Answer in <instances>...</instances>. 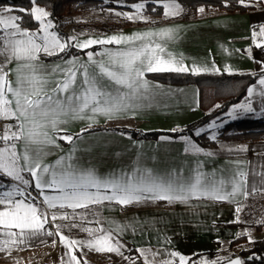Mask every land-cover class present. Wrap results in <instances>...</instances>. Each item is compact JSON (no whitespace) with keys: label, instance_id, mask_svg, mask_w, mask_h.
<instances>
[{"label":"snow or ice","instance_id":"snow-or-ice-1","mask_svg":"<svg viewBox=\"0 0 264 264\" xmlns=\"http://www.w3.org/2000/svg\"><path fill=\"white\" fill-rule=\"evenodd\" d=\"M117 2L134 11L114 14L132 22H152L143 14L149 2L154 5L153 11L162 8L164 18H173L183 12L177 0H144L130 5L125 0ZM252 2L255 0L248 4L245 0H238L246 7ZM258 2L264 3V0ZM32 3L34 6L30 11H18L38 22L36 30L22 28L21 17L8 15L17 9L0 7V57L3 58L0 62V183H7V188L0 190V253L10 255L13 249L30 247L33 240L43 243L42 237L59 235L64 249L60 264H81L77 252H82L83 248L98 253H115L130 264H243L239 258L217 255L209 260L199 253L190 257L164 246L155 250L151 247L136 249V258L125 256L127 245L122 236L130 228L135 229L130 224L101 219L97 209L105 204L126 207L162 201L187 205L207 200L235 204L237 215L232 222H240L239 213L246 204L237 198L243 197L246 201L264 191V171L252 173L254 178L250 183V173L243 170L241 161L231 162L224 169L205 172L202 162L197 160L195 168L186 173L183 169L148 168L138 159L129 169L100 175L94 168L80 163L75 147L52 163L44 162L53 154V149L60 148L58 140L74 145L92 127L97 116L111 120L152 107L160 94V86L148 81L146 73L199 75L219 73L220 69L214 63L211 68L195 63L189 66L184 63L182 54L177 57L168 51V44L178 38L177 28L147 29L83 40L77 35L63 38L54 30L53 22L47 19L50 14L45 8L35 6L36 0ZM198 11L203 13L204 8L200 7ZM251 37L253 40L257 37L264 39V28L253 31ZM97 45L103 47L99 52L87 51L83 61L70 57L62 64L49 66L41 59L42 56H60L73 47L83 51ZM262 46L256 44L258 48ZM13 63L15 67L5 71ZM224 71L231 74L228 66ZM254 98H259L264 105V68L256 83L247 87L245 100L232 105L228 115L236 119L239 114L254 113ZM69 119L88 120V129H81L74 138L64 127ZM215 125L216 121H213L209 127ZM200 131L203 129L197 135ZM215 138V135L211 137ZM182 139L186 141L185 153L204 152L189 138ZM228 150L247 149L242 146ZM257 176L258 180L255 179ZM33 187L38 196L29 191ZM66 209L74 213L77 209L83 210L77 213L80 223L71 226L87 233V239L64 235L60 225L55 226V232L46 228L47 224L57 220V211L61 212L60 219L69 220ZM258 223H264V220ZM84 224L96 226H81ZM244 235L252 242L247 232L238 233L237 238ZM51 243L55 246L57 242L52 240ZM170 243V239L165 238L164 244ZM197 256L198 259L193 258Z\"/></svg>","mask_w":264,"mask_h":264},{"label":"crops","instance_id":"crops-1","mask_svg":"<svg viewBox=\"0 0 264 264\" xmlns=\"http://www.w3.org/2000/svg\"><path fill=\"white\" fill-rule=\"evenodd\" d=\"M257 1L253 2L256 8L246 12L204 9L200 16L194 18L173 17L157 24L127 26L105 33H101L99 28L87 27L83 22H76L77 20L73 18L65 19V25L63 24L61 28L66 34L65 38L77 35L81 40L89 37L103 38L121 33L131 34L134 31L147 29L177 28L178 38L168 44V51L177 57L182 54L185 64L191 66L195 63L211 68L214 63L215 67L220 69L219 73H228L224 71L226 66L230 67L231 73L260 71L264 68V46L258 48L256 44H260L264 39L257 37L253 40L251 37L253 31L259 32L261 28H264V3ZM8 15L16 14L11 12ZM101 47L103 46L93 52H99ZM70 57H78L81 61L86 60V55L42 60L49 66H54L62 64ZM14 67V63L9 64L5 71ZM149 74L146 73L145 78L160 86V94L156 97L152 107L138 110L135 115L123 114L111 120L97 116L92 126L136 127L147 131L172 130L204 116V111L200 106V90L196 84L166 83L150 78ZM257 87L259 88V85ZM254 99L255 112L264 113L261 111L264 105L261 104L259 98ZM89 123L88 120L69 119L64 127L68 133L72 134L88 127ZM57 142L60 148L53 149V154L45 158V163L54 162L59 155L75 147L80 163L85 167L94 168L100 175H107L120 169H129L138 159L142 166L148 168L183 169L186 173L195 168L197 160L202 162L205 172L224 169L229 167L231 162L241 161L243 170L250 173V183L254 178L252 173L264 171V141L246 144L247 150L245 151L225 153L226 151L203 149L204 152L199 154L185 153L186 141L184 139H137L120 132L105 130L83 133L74 145L60 140ZM195 144L199 146L196 142ZM208 152L214 155H206ZM255 179L258 180L259 177ZM237 199L244 204L248 200L245 201L243 197ZM235 207L233 203L207 200L193 201L187 205L168 204L161 201L131 204L126 207L118 204L111 206L105 204L97 211L101 219L107 218L122 224H130L135 229L133 231L130 228L122 236V241L127 245L124 254L132 249L151 247L155 250L164 246L169 250L191 256L193 253L215 250L219 245L229 243L237 237L245 225V220L243 221L245 213L244 209L239 213L241 224L232 222L236 220ZM77 210L75 213L71 209L64 210L69 213V220L60 219L61 212L57 211L58 218L54 224L71 226V217H76L77 213L81 212ZM77 218L76 222L79 221L78 216ZM89 219L92 217L90 216ZM82 226L95 227L96 225L84 224ZM46 228L53 232L56 231L48 224ZM63 234L76 239L88 238L85 232L75 235ZM165 238H169L171 243L165 245ZM41 239L43 243L40 240H33L30 247L22 246L20 249H13L10 255L6 252L0 253V264H16L17 261L19 264H60L64 249L60 245L59 235L44 236ZM52 240L57 242L55 246L52 245ZM82 257L91 264H112L111 259L121 261L122 256L115 253H98L83 248ZM80 259L81 264H84L81 257Z\"/></svg>","mask_w":264,"mask_h":264},{"label":"trees","instance_id":"trees-1","mask_svg":"<svg viewBox=\"0 0 264 264\" xmlns=\"http://www.w3.org/2000/svg\"><path fill=\"white\" fill-rule=\"evenodd\" d=\"M185 8L186 11L176 16V18H194L200 16L198 9L203 7L206 10L217 9L223 12H246L248 10L256 8V4L252 3L251 6H241L238 0H177ZM144 2V0H125L126 4ZM227 3L228 6H225ZM36 5H40L50 14V18L55 21V28L58 30L62 36L65 38L66 34L61 28L64 24L66 17L74 10L76 11H87L91 9H102L103 11H122V12H132L133 9L129 7H124L120 5L117 0H36ZM32 0H0V7H12L17 9L13 11L16 16L22 18L21 27H25L29 30H36L39 25L32 18L28 17L24 12L18 11V9H25L30 11L33 7ZM154 5L152 3H147L145 9L143 10L144 15L151 18L150 23L143 21H128L123 17L119 20L109 19L106 21L99 22V31L105 33L112 30H120L127 26L133 25H147V24H157L165 21L163 17L162 8H158L153 11ZM100 48L99 45L94 46L90 49L81 51L80 49L70 48L67 52L62 53L60 56L44 57V60H54L59 58H65L72 55H86L87 51H96ZM261 71H250V72H237V73H203L199 75H193L191 73H174V72H161V73H150L148 76L152 79H156L166 83L172 84H196L200 90V106L204 111V116L190 124L185 126L174 128L172 130H143L136 127H119V126H105V125H94L90 129L85 127L83 129H88L84 133L93 131H116L120 132L126 136L137 138V139H161V137H167L168 139H182L183 137L192 138L199 145L204 148L216 147L218 142L213 140L208 135V132L204 130L206 126L211 123L214 119L225 115L231 106L237 103H241L245 100L247 96V87L256 83ZM219 104L220 108L215 106ZM200 134L197 135L199 130ZM81 132V130H80ZM78 133H72L75 137ZM219 138L222 140H237L240 142L253 143L264 141V118L249 117L239 120H234L226 124L219 133ZM67 143V142H64ZM7 188V183H0V190ZM29 191L32 192L34 196H38V193L33 188ZM83 211V210H77ZM78 220L77 216L75 220L71 223L79 224L76 222ZM236 224H241L237 222ZM50 227L56 230L55 226L60 224L49 223ZM60 231L67 235H75L82 233L79 227H65V225H60ZM82 226V225H81ZM263 224H258L257 229H261ZM248 242L247 235L235 238L230 242L231 248H239L241 245ZM132 249L131 251L125 253V256H130L133 258L138 257V253ZM218 250H209L205 252H199L203 257L213 259L218 255ZM77 254L82 258L83 263L91 264L85 261L82 257V252L78 251ZM243 257L244 264H264V237L254 240L250 243L249 248H244L238 254ZM251 256V259H246V256ZM192 256V255H191ZM190 256V257H191ZM235 255L231 256L233 258ZM198 259L199 257H193ZM115 264H130L129 261L120 258L117 261L114 259ZM112 262V264H113Z\"/></svg>","mask_w":264,"mask_h":264},{"label":"rangeland","instance_id":"rangeland-1","mask_svg":"<svg viewBox=\"0 0 264 264\" xmlns=\"http://www.w3.org/2000/svg\"><path fill=\"white\" fill-rule=\"evenodd\" d=\"M245 2H246V4H248V3H250V0H245ZM178 3L183 8V12H182V14H183L186 11V8L180 2H178ZM35 6L42 7L40 5H35ZM115 12H122V11H117V10H115V11H103L102 9H99V8H97V9L95 8V9H91V10H87V11H76V10H74L66 17V19L70 20L73 18L74 20H77L76 22L85 23L87 25V27L98 28L99 27L98 23L101 21H106L109 19L119 20L122 18L121 16H116L114 14ZM47 19L51 20L55 26V21L53 19H51L50 16L47 17ZM54 30L57 31L62 36V34L58 30H56L55 28H54ZM260 44L263 45L264 41L260 42ZM0 60L3 61V58L0 57ZM229 111L225 115L218 117V118L213 120V121H216V125L214 127H209V125L213 122L212 121L204 129L208 132V135L210 136V138L213 135H215L216 138L214 140H216L218 142V146L217 147L204 148L203 146L199 145L200 148H202L204 150L205 149L206 150L212 149V150L217 151V152L226 151L225 153H233L234 151H229L228 149H236L237 146H240V147L245 146L248 143L240 142L237 140L236 141L235 140H222L219 138L220 130L224 126H226V124H228L229 122L234 121V120H239V119H244V118H249V117H255V116L258 118H264V113L261 112L258 114L256 112H254V113H242V114L238 115V118L233 119L228 115ZM189 139L193 143L196 142L192 138H189ZM244 213H245V215L243 216V221L245 220V225H243V227L239 233L247 232V234L251 236L252 242L254 240L263 238L264 237V226L259 230L257 229L256 226L258 224H263V223H258V221L264 220V192L257 193L256 195L250 196L248 198V200L246 202V207H244ZM250 243L251 242H249V240H248V242L241 245L242 247L231 248L230 242H229V243L219 245V247L216 248L215 250L219 251V253H218L219 256L230 258L233 255L237 256L241 252L242 249L249 248ZM204 258L209 259L207 257H204ZM101 259L102 258H100V260Z\"/></svg>","mask_w":264,"mask_h":264},{"label":"water","instance_id":"water-1","mask_svg":"<svg viewBox=\"0 0 264 264\" xmlns=\"http://www.w3.org/2000/svg\"><path fill=\"white\" fill-rule=\"evenodd\" d=\"M250 257H251L250 255L249 256H246V259H250ZM236 258H239L241 261H243V257L241 255L234 256L231 259H236ZM243 264H244V262H243Z\"/></svg>","mask_w":264,"mask_h":264},{"label":"built area","instance_id":"built-area-1","mask_svg":"<svg viewBox=\"0 0 264 264\" xmlns=\"http://www.w3.org/2000/svg\"><path fill=\"white\" fill-rule=\"evenodd\" d=\"M0 125H2V122H0ZM0 134H2V133H0Z\"/></svg>","mask_w":264,"mask_h":264}]
</instances>
